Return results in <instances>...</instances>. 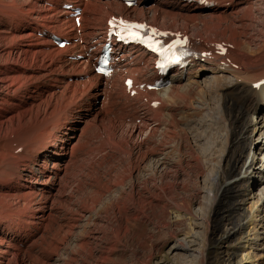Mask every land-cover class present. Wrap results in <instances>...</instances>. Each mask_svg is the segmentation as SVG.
<instances>
[{
    "label": "bare ground",
    "instance_id": "bare-ground-1",
    "mask_svg": "<svg viewBox=\"0 0 264 264\" xmlns=\"http://www.w3.org/2000/svg\"><path fill=\"white\" fill-rule=\"evenodd\" d=\"M241 1L237 2V6H240ZM153 2L155 4L152 6L147 5ZM207 2L208 0H185L181 4L180 0H137L135 5L129 7L123 0H0V200L10 209L0 213V222L4 224L3 227L0 226V253H4L0 257V264H4L10 257L6 264H35L33 258L27 256L29 252L36 250L43 258L56 253L57 247L46 242L43 232L39 236L37 232L58 212L56 203L64 194L65 184L70 177V164H65L67 159L64 156L69 154L71 157L75 148H66L65 142L82 137L87 129L98 123L102 127L101 132L107 136L104 141L112 155L110 158L120 160L121 175L116 179L119 184L124 182L127 174L132 177L135 171H141L151 154L162 153L163 139L158 140L155 145V142L147 138L144 140L148 142L147 146L141 139L151 120L155 123L151 128L152 135L161 125H166V130L170 128L177 121L176 109L171 107V116L166 119L163 107L167 106V102L149 86H155L159 80L171 82L168 94L173 97L181 96L183 91L179 88V82L187 72L190 74L195 66H199V59L217 63L221 73L234 76L232 83L226 84L223 90L222 105L224 118L229 124V163L220 167L219 173L212 178L215 187L213 201L216 203L223 193L240 194L239 183L246 186L250 183L254 177L255 157L247 165L248 161L243 160L246 149L254 146L263 149L261 153L264 155V116L260 121L254 124L252 122L254 113L264 104V44L262 52L259 50L262 47L255 50L252 37L244 34L247 30L240 34H235L237 31H233L232 35H229V31L225 34L219 19H209V29L213 28L220 36L228 37V40L232 38L234 48L227 46L222 51L224 44L221 42L211 44L201 40L195 46L197 53L188 57L184 65L172 69L173 72L166 75H162L156 67L155 54L140 45L116 46L112 62L114 71L108 76L95 70V59L102 52L108 25L115 10L119 14L133 13L136 19L149 18L155 22L161 21L162 25H171L178 23L174 20L170 23L168 17L182 16L189 22L196 21V10L213 1L206 4ZM79 5L84 6L82 26H76V21L73 20V14ZM174 8H179L180 11L174 12ZM262 29L264 31V25ZM64 36L69 43L60 48L57 43ZM246 43L249 46L245 47ZM136 60L139 65L135 63ZM148 63L151 64V73L154 75L152 82H146L148 80L143 69ZM128 78L133 80L131 85L127 83ZM193 83L197 84L203 98L206 97V85L199 84L198 80ZM187 90L190 91V88ZM155 99L158 101L153 104ZM131 101H145L148 106L144 107L142 113H131L128 111ZM175 106L177 107L176 104ZM81 119L84 121L83 125ZM106 121H110V125L107 126ZM252 125L254 126L251 127ZM125 126L130 128L129 136L131 135L135 144L124 143L130 142L126 141L129 136L125 139L122 134ZM79 130L80 133L76 136ZM167 131L171 134L165 137L177 132L173 127ZM258 132V139L263 138L261 141L254 138ZM151 145H154L153 149ZM261 177L264 181V169ZM13 182L18 184L12 186ZM128 188L131 189V194L124 189V192L118 194L120 200L129 196L132 200L143 202L148 199L151 203L155 199L160 201L163 193L164 196L173 193V190L163 188H156L153 192L146 187L151 194L146 197L141 195L144 189L141 191L135 180L131 181ZM260 194L263 199L264 191ZM232 206H228L230 215L224 218L235 215L238 204ZM140 211L135 208L132 216L124 213L121 219L126 222L128 218L148 217V213ZM67 212L66 236L72 233L74 223L78 222L77 212ZM233 220L230 224L235 227L236 222ZM65 241L66 238L62 240L63 243ZM16 244H20L19 247ZM46 245L51 252L46 250ZM178 247L190 246L187 242L177 241L173 248L179 249ZM43 258L39 264H46L47 259Z\"/></svg>",
    "mask_w": 264,
    "mask_h": 264
},
{
    "label": "rangeland",
    "instance_id": "rangeland-1",
    "mask_svg": "<svg viewBox=\"0 0 264 264\" xmlns=\"http://www.w3.org/2000/svg\"><path fill=\"white\" fill-rule=\"evenodd\" d=\"M180 1L181 4L185 2V0ZM208 1L213 2L206 6L202 4L203 7L196 10L197 20L193 22L174 14L172 16L177 18L168 17L167 20L170 23L174 20L178 24H166V26L162 25L161 21L146 19L151 23L185 31L197 43L201 40L211 44L227 42L230 48H234L232 38L228 40V37L220 36L213 28L209 29V19L217 18L222 25L221 29L225 31L223 33L230 32L229 35H232L235 31H237L235 34L238 32L240 34L243 30H247L244 34L252 37L255 50L263 46L264 0H242L240 6H237L239 0ZM153 4L155 2L151 5L147 3L148 6ZM235 5L237 7H233ZM172 10L180 11L179 8ZM116 11L115 14H119ZM130 16L135 18L133 13ZM205 21L207 25L204 24ZM244 45L249 46L248 43ZM259 50L262 52L263 47ZM136 61L135 63L139 65V61ZM197 62L199 66H195L190 74L187 72L179 82V88L183 91L182 97L168 94L171 82H163L155 87L158 94L164 97L165 103H168L163 107L165 118L169 119L171 116V107L176 109L177 121L174 123L178 124L173 123L171 127L177 130L178 134L176 132L172 136L165 137L171 134L167 131L171 127L166 130V125H161L152 135L151 128L155 123L151 120L141 140L146 142L144 140L148 138L156 145L158 140L163 139L164 147H161L164 149L162 153L151 154L143 164L142 170L135 171L132 177L127 174L124 182L119 184L116 180L121 175L120 160L110 158L112 155L104 141L107 136L101 132L102 127H99L98 123L87 129L82 137H75L64 143L68 149L75 148L71 157L69 154L64 156L67 159L65 164H70V177L65 184L63 197H59L56 203L59 207L58 212H55L56 215L48 219L37 232V236L43 232L46 242L53 243L57 251L49 258H43L37 250L29 252L27 257L33 258L35 264H39L42 258L47 259L46 264H264V198H260V193L264 191V181L261 177V171L264 169V155L261 153L263 149L254 146L246 149L243 160L248 161L247 165L255 157L254 177L250 183H247V186L239 183L240 194H220L215 203L212 178L219 173L220 167H224L228 162V152L231 148L228 141L230 137L227 136L229 124L226 123L223 115V90L226 84L232 83L234 76L221 73L217 63L203 59ZM150 66L151 64L148 63L143 67L148 82H152L154 78ZM195 80H198L199 84L206 85L205 89L208 92H205L206 97L203 98V93L199 91L197 84L193 83ZM187 88H190V91ZM157 101L155 99L153 104ZM147 106L145 101L140 103L131 101L128 111L142 113ZM150 111L153 114V111ZM188 113L191 114L187 116ZM148 116L152 117V115ZM262 116H264V104L254 113L253 124L260 121ZM83 122L81 119L82 125ZM109 122L106 121L105 124L108 126ZM122 130L126 139L131 134V130L126 126ZM79 133L80 130L75 135L78 136ZM259 134L258 132L254 135L257 141L263 140L262 137L258 139ZM129 137L126 141L130 142L124 141V143L135 144L131 135ZM147 144L148 142L144 145ZM151 146L153 149L154 145ZM132 148L134 149L135 146L133 145ZM158 160H160L159 164ZM163 160L166 161L160 166ZM132 180L136 181L141 191L144 189L141 195L146 197L151 196L147 188L153 192L156 188L167 191L170 189L173 193L166 196L163 193L162 199L158 202L155 199L151 202L153 204L148 199L140 202L130 199L129 196L123 200L127 201L125 203L118 198V194L124 192V189L131 194L128 186L130 187ZM17 184L13 182L12 186ZM236 203L238 210L235 215H231L232 217L228 219L224 218L230 215L227 211L228 206ZM8 208L9 206L0 200V213ZM135 208L139 211L141 209L140 212L148 213L146 215L148 217L128 218L127 223L121 219L124 213L132 216ZM67 210L77 212L78 222L74 223L72 233L66 236L65 224L69 216ZM232 220L236 222L235 227L234 224H230ZM3 225L0 222V226ZM65 238L66 241L63 243L62 240ZM177 241L187 242L190 247L174 249ZM16 245L19 247L20 244ZM47 251L51 252L50 249ZM2 255L4 253H0V257ZM10 258H7L4 264Z\"/></svg>",
    "mask_w": 264,
    "mask_h": 264
},
{
    "label": "snow or ice",
    "instance_id": "snow-or-ice-1",
    "mask_svg": "<svg viewBox=\"0 0 264 264\" xmlns=\"http://www.w3.org/2000/svg\"><path fill=\"white\" fill-rule=\"evenodd\" d=\"M121 23L124 24L125 22L122 21ZM144 27H145L144 25H131V24L127 25L128 29H141V28H144ZM132 34L135 35V36H139V32H137V31H133ZM149 46L151 47L152 45L149 44ZM101 71H104V69H101ZM257 87H259V85H257Z\"/></svg>",
    "mask_w": 264,
    "mask_h": 264
}]
</instances>
